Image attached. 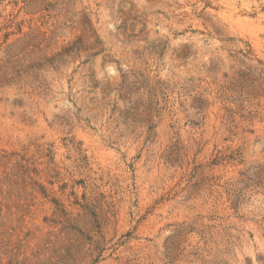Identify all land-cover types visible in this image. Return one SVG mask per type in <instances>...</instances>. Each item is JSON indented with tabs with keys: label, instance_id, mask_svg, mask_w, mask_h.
<instances>
[{
	"label": "rangeland",
	"instance_id": "374dc122",
	"mask_svg": "<svg viewBox=\"0 0 264 264\" xmlns=\"http://www.w3.org/2000/svg\"><path fill=\"white\" fill-rule=\"evenodd\" d=\"M0 264H264V0H0Z\"/></svg>",
	"mask_w": 264,
	"mask_h": 264
}]
</instances>
